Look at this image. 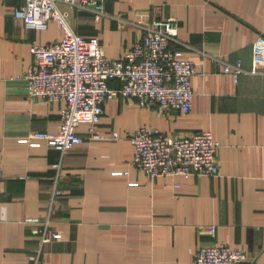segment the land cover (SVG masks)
Here are the masks:
<instances>
[{"label":"crops","instance_id":"crops-1","mask_svg":"<svg viewBox=\"0 0 264 264\" xmlns=\"http://www.w3.org/2000/svg\"><path fill=\"white\" fill-rule=\"evenodd\" d=\"M105 2L110 15L101 20L66 3L60 8L75 31L98 35L115 59L142 35L125 20L173 17L197 66L194 107L164 111L119 95L104 105L100 127L122 140L85 139L62 154L31 137L58 130L65 105L29 95L31 44L64 31L56 21L28 29L14 15L24 0H0V264H34L40 238L32 228L47 213L58 162L65 190L51 226L58 236L43 246L38 264H193L194 253L215 242L244 248L247 264H264V66L251 72L264 0ZM238 59L248 72L236 77L223 62ZM141 126L173 136L211 130L221 144V174L151 177L133 164L128 136ZM78 131L87 135V125Z\"/></svg>","mask_w":264,"mask_h":264},{"label":"built area","instance_id":"built-area-1","mask_svg":"<svg viewBox=\"0 0 264 264\" xmlns=\"http://www.w3.org/2000/svg\"><path fill=\"white\" fill-rule=\"evenodd\" d=\"M91 11L96 20L108 16L105 0H24L14 9V15L28 29H46L56 21L64 31L61 38L47 42H32L35 62L24 74L29 95L49 102L62 101V121L56 131H34L31 137L43 139L62 154L85 139L110 138L122 140L115 130L107 135L100 127L104 105L123 95L136 99L141 105L159 107L164 111L191 112L195 91L192 85L197 66L187 56L190 44L181 40L178 23L173 17L148 21L125 20L137 26L142 35L123 57L109 58L98 35L86 36L74 30L67 12L60 3ZM117 18V17H116ZM124 20L123 18H120ZM251 72L264 66V35L252 45ZM224 70L238 77L248 72L243 60L224 61ZM120 85H111L113 80ZM86 124L87 135L78 131ZM134 146L133 164L151 177L218 176L221 174L220 142L211 130H200L191 135H169L150 126H141L128 136ZM56 176L44 218H37L32 232L39 236L40 247L32 259L38 264L43 246L58 236L52 229L57 203L65 194L59 179L62 163L54 164ZM128 173V171H126ZM179 186V184H176ZM215 235L216 228L211 227ZM248 252L224 242L200 247L193 264H247Z\"/></svg>","mask_w":264,"mask_h":264}]
</instances>
